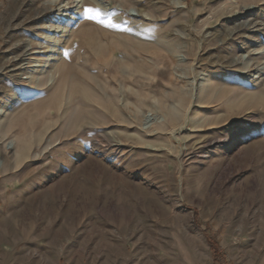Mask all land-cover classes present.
Segmentation results:
<instances>
[{
  "label": "rangeland",
  "instance_id": "374dc122",
  "mask_svg": "<svg viewBox=\"0 0 264 264\" xmlns=\"http://www.w3.org/2000/svg\"><path fill=\"white\" fill-rule=\"evenodd\" d=\"M78 1L0 0V264H264V0Z\"/></svg>",
  "mask_w": 264,
  "mask_h": 264
},
{
  "label": "bare ground",
  "instance_id": "6f19581e",
  "mask_svg": "<svg viewBox=\"0 0 264 264\" xmlns=\"http://www.w3.org/2000/svg\"><path fill=\"white\" fill-rule=\"evenodd\" d=\"M97 2H99V0H80V1H78L77 3L78 4H80V6H79V12H82V10L83 9H86V6H88V4H90L91 3V5L90 6H94L95 7V4L97 3ZM65 3V2H64ZM92 3H94V4H92ZM77 4V5H78ZM100 5V4H99ZM60 6V5H59ZM65 6H66V3H65ZM72 6V5H71ZM76 7V6H75ZM64 8V7H63ZM73 9V8H72ZM106 9V8H105ZM110 11V10H109ZM64 12V11H63ZM40 14V13H39ZM38 17V16H37ZM41 18V17H40ZM64 18V17H63ZM28 20V19H27ZM39 23V22H38ZM37 23V24H38ZM241 23V22H240ZM55 24V23H54ZM111 24H112V22H111ZM33 27H35V26H33ZM250 27V26H249ZM248 28V27H247ZM246 28V29H247ZM36 29V28H35ZM38 29V28H37ZM56 30V29H55ZM61 30V29H60ZM256 30H257V28H256ZM30 31V30H29ZM41 31V30H40ZM255 31V30H254ZM259 31V30H258ZM33 32V31H32ZM252 32V31H251ZM23 33H24V31H23ZM47 33V32H46ZM38 34V33H37ZM243 34V33H242ZM55 35V34H54ZM53 35V36H54ZM227 35V34H226ZM29 36V35H28ZM45 36V35H44ZM49 36V35H48ZM27 37V36H26ZM227 37V36H226ZM255 37V36H254ZM107 39L108 40H110L111 42H117V40H115L113 37L111 38V39H114V41L113 40H111L109 37H107ZM241 39V38H240ZM239 39V40H240ZM255 39V38H254ZM33 40H34V38H33ZM37 41V40H36ZM41 41V40H40ZM52 41V40H51ZM53 41H54V39H53ZM99 41H100V43L103 41V38H102V36H100V38H99ZM41 44V43H40ZM53 44V43H52ZM56 45L57 46H59L60 45V40H58L57 42H56ZM55 45V46H56ZM55 46H53L52 47V54L51 55H49V56H47L46 57V64L47 65H49L48 66V68L45 70V71H43L41 74L42 75H47V77H49V79L48 80H50L51 82L52 81H54V76L55 75H57V77L59 76V72H58V70H59V65L61 64V63H64V62H68L69 61V59H70V55H71V52H69V47L71 46L70 44H68L67 46H65V47H63L62 49H60L59 50V52L57 51V49H56V47ZM41 47V46H40ZM25 49H26V47H25ZM49 50V49H48ZM51 50V49H50ZM32 53V52H31ZM35 53V52H34ZM25 54H26V51L24 50L23 51V53L21 54V56H19L16 60H15V62H14V64L12 65V67H11V69L9 70V72H10V74L12 75V77H19V75L21 74V73H23L22 75H24L25 74V76H26V79H27V81H26V83L28 82V84H31V82H32V79H34V71L32 70L30 73H29V70L28 71H25V69L26 68H24L25 66H24V59H23V57L25 56ZM39 54V53H38ZM47 55V54H46ZM45 56V55H44ZM37 60V59H36ZM34 61V63H35V60H33ZM38 62V61H37ZM38 64V63H37ZM33 65V64H32ZM36 68V67H35ZM37 71H38V69H37ZM4 73V72H3ZM55 73V74H54ZM6 75V74H5ZM0 76H1V74H0ZM21 78V77H20ZM17 79V78H16ZM10 80V79H9ZM11 82H12V80H11ZM1 85V84H0ZM4 85V84H3ZM52 85V84H51ZM7 90H8V88H7ZM3 93V92H2ZM7 93V92H6ZM18 97H19V92L18 91H16L12 96H11V100L10 101H8V102H6V103H4L3 105H1L0 106V114L1 115H3V113H5V110H6V108H9V107H11V106H13V105H15V103L18 101ZM5 98V97H4ZM11 105V106H10ZM13 109V108H12ZM1 117V116H0ZM13 142V141H12ZM211 143V142H210ZM11 144V143H10ZM14 144V143H13ZM12 144V145H13ZM226 143L225 142H223V143H221V145H225ZM7 147H9V146H7ZM224 147H227V146H224ZM3 164V162L0 164V165H2ZM263 234H264V232H263ZM262 237V236H261ZM264 238V237H263ZM258 239V238H257Z\"/></svg>",
  "mask_w": 264,
  "mask_h": 264
},
{
  "label": "snow or ice",
  "instance_id": "6c2138e0",
  "mask_svg": "<svg viewBox=\"0 0 264 264\" xmlns=\"http://www.w3.org/2000/svg\"><path fill=\"white\" fill-rule=\"evenodd\" d=\"M92 9H85V15H87L88 12H91Z\"/></svg>",
  "mask_w": 264,
  "mask_h": 264
}]
</instances>
